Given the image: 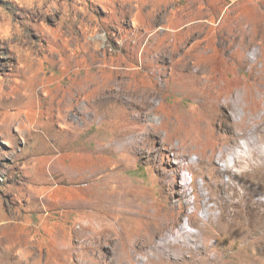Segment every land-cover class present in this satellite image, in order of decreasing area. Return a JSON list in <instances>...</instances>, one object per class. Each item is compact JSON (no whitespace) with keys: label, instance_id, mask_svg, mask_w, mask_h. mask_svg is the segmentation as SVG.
Here are the masks:
<instances>
[{"label":"rangeland","instance_id":"374dc122","mask_svg":"<svg viewBox=\"0 0 264 264\" xmlns=\"http://www.w3.org/2000/svg\"><path fill=\"white\" fill-rule=\"evenodd\" d=\"M261 184L264 0H0V264H108L76 232L135 208L139 264H264Z\"/></svg>","mask_w":264,"mask_h":264},{"label":"bare ground","instance_id":"6f19581e","mask_svg":"<svg viewBox=\"0 0 264 264\" xmlns=\"http://www.w3.org/2000/svg\"><path fill=\"white\" fill-rule=\"evenodd\" d=\"M242 147H243V149H237L232 154L229 161L227 162L228 168H234L237 159L240 160L244 155H250L251 154V147H250V144L248 142H245V141L242 142ZM263 186H264V184H261V188ZM125 194H126V192H125ZM113 196L112 197L106 196L109 199L110 198L114 199L115 203L113 206L114 207L117 206L119 208V212L117 210H114L113 212L116 215L117 214L125 215L127 211H125V209L121 210V208H120L122 205V204L120 205V201H119L121 199L120 198L121 195H119V196L116 195V197H113ZM137 199H139V198H137ZM130 206H132V205H130ZM99 208H101V207H99ZM102 210H103V208H102ZM109 211H111V210H109ZM130 214L132 216L138 217L140 219H149L151 222L149 224L142 223L143 227H142L141 233L130 238L129 235L125 234L124 230H122L118 227V224H117L118 222L114 218H109V217H104L101 219L95 218L94 220H96V221L87 222V224L82 225V227L76 232V236L78 238V248L79 249L96 250L99 247L100 248H106V247L112 245V247H114L115 249H114V252L112 254L113 257L108 259V262L106 261L108 264H119V263L120 264H139V261L135 255V252H140V254L143 256L146 254L149 255V253L159 254L161 256H167L166 254H163L162 251H165V249L158 245L157 238L160 236V234H163L164 232L169 230L172 226L175 227L177 224V221L173 220L171 218V215L164 214L163 211H157V212L155 211L154 213H150V211L146 210V208L145 209L135 208V210L130 211ZM205 232L206 231H204V234H205ZM181 233H183V236L189 235L190 237H194V238L198 237L200 234V233L198 235H193L191 233L188 234L187 232H184L183 229L178 232V235L180 236ZM114 236H117V238H114ZM179 236H177V240L176 241L173 240L174 243H172L170 245V248L177 249V250H175L178 253L177 257L179 255L184 254V253L194 252L195 250H193L194 248H193L192 244H196L197 241L192 240V239H187L186 241H184L182 243V241H180V239L178 238ZM206 237L209 238L210 234L209 233L206 234ZM181 238H182V236H181ZM159 242H160V240H159ZM186 255H188V254H186ZM164 259H166V258H164ZM126 262H128V263H126ZM148 262H150V261H148ZM213 262L214 261L206 254V258L203 260V263L204 264H214ZM195 263H196V261H195ZM80 264H82V263H80Z\"/></svg>","mask_w":264,"mask_h":264}]
</instances>
